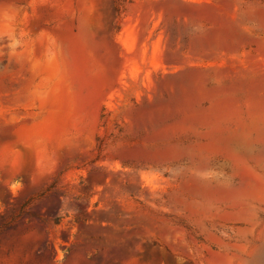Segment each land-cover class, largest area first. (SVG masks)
Listing matches in <instances>:
<instances>
[{
    "label": "rangeland",
    "instance_id": "374dc122",
    "mask_svg": "<svg viewBox=\"0 0 264 264\" xmlns=\"http://www.w3.org/2000/svg\"><path fill=\"white\" fill-rule=\"evenodd\" d=\"M0 0V264H264V0Z\"/></svg>",
    "mask_w": 264,
    "mask_h": 264
},
{
    "label": "trees",
    "instance_id": "16d2710c",
    "mask_svg": "<svg viewBox=\"0 0 264 264\" xmlns=\"http://www.w3.org/2000/svg\"><path fill=\"white\" fill-rule=\"evenodd\" d=\"M125 2H126V0H114V5H115L114 9H115L116 15L120 14V12H121L120 9Z\"/></svg>",
    "mask_w": 264,
    "mask_h": 264
}]
</instances>
